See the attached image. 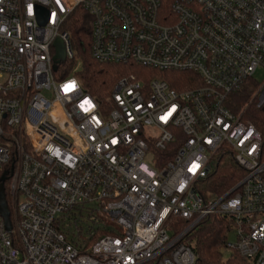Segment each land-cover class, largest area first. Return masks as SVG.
<instances>
[{"label":"built area","instance_id":"built-area-1","mask_svg":"<svg viewBox=\"0 0 264 264\" xmlns=\"http://www.w3.org/2000/svg\"><path fill=\"white\" fill-rule=\"evenodd\" d=\"M79 13L96 62L196 80L175 90L129 74L105 101L89 95L64 71ZM57 39L65 58L53 71ZM258 72L264 0H0V177L7 172L11 226L0 216V264H196L189 238L213 214L235 238L223 264L231 252L264 264ZM222 147L244 176L204 200L199 183Z\"/></svg>","mask_w":264,"mask_h":264},{"label":"trees","instance_id":"trees-1","mask_svg":"<svg viewBox=\"0 0 264 264\" xmlns=\"http://www.w3.org/2000/svg\"><path fill=\"white\" fill-rule=\"evenodd\" d=\"M88 18L79 13L70 20L67 30L73 52L72 61L64 66L65 75L73 74L80 82L84 92L100 101H105L119 79L129 74L138 78H161L170 88L185 90L191 87L196 78L190 73L164 72L142 68L135 65H115L99 63L90 54V34ZM250 94H243L241 101L246 103ZM251 113L254 111L251 110ZM251 121L259 128L256 116ZM244 176V170L237 165L233 152L227 147L219 149L209 162V173L198 186L199 194L207 200L220 197L233 188ZM7 201V184L4 185ZM8 202V201H7ZM231 234L230 221L217 214L203 218L190 236V242L196 255V264H223L221 249ZM242 259L236 253H230L226 264H240Z\"/></svg>","mask_w":264,"mask_h":264},{"label":"water","instance_id":"water-1","mask_svg":"<svg viewBox=\"0 0 264 264\" xmlns=\"http://www.w3.org/2000/svg\"><path fill=\"white\" fill-rule=\"evenodd\" d=\"M44 15H46V13L43 10L39 11L40 22ZM54 47L56 50H55V55L53 57V61H54L53 71H56L57 65L60 62H62L65 58V52H64L62 42L59 39H57L54 42ZM6 180H7V172H4L2 176L0 177V216L4 219L6 230L10 231L11 226H10V221H9V211H8L7 204L5 201V194H4V187H3Z\"/></svg>","mask_w":264,"mask_h":264},{"label":"rangeland","instance_id":"rangeland-1","mask_svg":"<svg viewBox=\"0 0 264 264\" xmlns=\"http://www.w3.org/2000/svg\"><path fill=\"white\" fill-rule=\"evenodd\" d=\"M254 80H255L258 84H261V82L264 81V77H262L261 73L258 72V74H256V75L254 76ZM229 240H230L231 242H234V240H235V238H234V236L232 235V233H231L230 236H229Z\"/></svg>","mask_w":264,"mask_h":264}]
</instances>
